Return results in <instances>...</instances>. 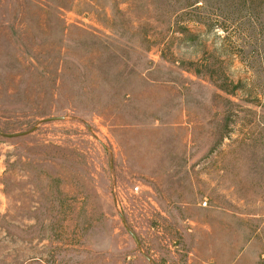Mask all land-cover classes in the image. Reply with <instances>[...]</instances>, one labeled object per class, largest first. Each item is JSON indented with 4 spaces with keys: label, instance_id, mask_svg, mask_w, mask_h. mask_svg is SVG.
Instances as JSON below:
<instances>
[{
    "label": "rangeland",
    "instance_id": "374dc122",
    "mask_svg": "<svg viewBox=\"0 0 264 264\" xmlns=\"http://www.w3.org/2000/svg\"><path fill=\"white\" fill-rule=\"evenodd\" d=\"M0 264H264V0H0Z\"/></svg>",
    "mask_w": 264,
    "mask_h": 264
}]
</instances>
